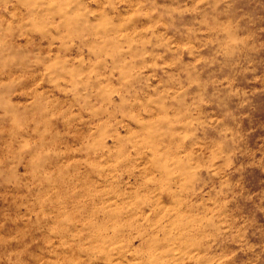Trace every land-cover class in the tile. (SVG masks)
<instances>
[{
    "label": "rangeland",
    "instance_id": "374dc122",
    "mask_svg": "<svg viewBox=\"0 0 264 264\" xmlns=\"http://www.w3.org/2000/svg\"><path fill=\"white\" fill-rule=\"evenodd\" d=\"M0 264H264V0H0Z\"/></svg>",
    "mask_w": 264,
    "mask_h": 264
}]
</instances>
